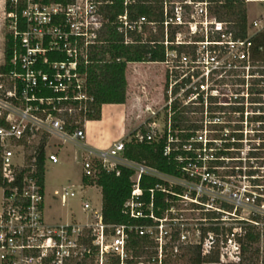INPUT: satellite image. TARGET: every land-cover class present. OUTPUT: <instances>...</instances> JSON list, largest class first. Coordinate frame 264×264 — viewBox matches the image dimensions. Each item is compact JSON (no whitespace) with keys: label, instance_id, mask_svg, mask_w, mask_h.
<instances>
[{"label":"built area","instance_id":"1","mask_svg":"<svg viewBox=\"0 0 264 264\" xmlns=\"http://www.w3.org/2000/svg\"><path fill=\"white\" fill-rule=\"evenodd\" d=\"M114 1L5 0L11 47L0 62V264H170L168 257L195 247L201 256L216 253L219 264H264V156L241 146L264 143V59L255 57L264 12L247 21L242 38L207 0H164V58L156 62L166 68L163 105L108 148L91 149L83 143L94 99L88 65L107 43L104 32L114 26L123 44L157 32L144 16L129 17L135 0H123L111 21L105 9ZM176 113L200 118H184L189 129L174 127ZM128 142L163 143L177 173L126 158ZM67 144L81 150L82 178L119 166L132 171L127 222L104 223L101 207L89 202L84 222L46 220V165L58 163ZM144 176L157 180L147 200ZM74 196L69 187L52 191L62 204ZM133 237L142 239L137 250ZM146 243L153 251L143 258Z\"/></svg>","mask_w":264,"mask_h":264},{"label":"trees","instance_id":"2","mask_svg":"<svg viewBox=\"0 0 264 264\" xmlns=\"http://www.w3.org/2000/svg\"><path fill=\"white\" fill-rule=\"evenodd\" d=\"M164 0H135L127 6L129 17L135 19L144 16L147 21L155 22L157 32L147 31V37L144 42L136 44H123L122 35L115 27L108 26L107 32L103 34V40L107 43L101 46L97 53L93 54V62L88 65V89L93 96V102L89 106L87 120H99L101 116V106L103 104H123L127 99V80L125 71L128 63H156L163 61L164 47L159 44L164 32L162 27ZM211 4L212 12L219 19L229 21L233 24L236 37L244 38L247 29V0H207ZM9 11V5H6ZM124 11L123 0H115L113 4L106 7L105 12L110 20L116 19ZM174 32L170 33L172 38ZM154 42V43H152ZM258 45L263 47L264 52V33L256 39ZM11 47V37L6 35L4 45V56H9ZM261 52V53H262ZM108 54V60L106 59ZM1 69V67H0ZM184 112V110H181ZM184 115L176 113L174 116V127L180 124L185 128H190L183 123ZM197 127L193 126V129ZM128 134V133H126ZM224 146H229L225 144ZM223 151H219L222 153ZM124 156L137 162H143L166 173H177L175 163L163 155V143H134L128 142L125 146ZM42 170V168H41ZM132 171L125 167H117L114 171L99 170L95 179L87 180L82 178L86 185H97L101 190V215L106 224L125 223L129 220L124 212V202L130 195ZM157 180L149 177H142L141 187L144 189L143 198H149L148 189L154 187ZM157 203L161 199V193L156 192ZM133 222L142 223V220H133ZM249 240H255L254 236L249 235ZM142 239L133 237L131 248L137 250ZM248 244L244 246L248 250ZM181 260L185 259L189 264H219L216 253L201 256L198 248H189L185 254L180 255ZM253 258V256H251Z\"/></svg>","mask_w":264,"mask_h":264},{"label":"rangeland","instance_id":"3","mask_svg":"<svg viewBox=\"0 0 264 264\" xmlns=\"http://www.w3.org/2000/svg\"><path fill=\"white\" fill-rule=\"evenodd\" d=\"M264 12V3L257 0H248L246 2L247 21L250 22L258 15ZM9 19L5 12V0H0V62L4 57V45L7 35V26ZM147 35V33L145 34ZM256 58L264 59V52L256 54ZM166 68L158 63H133L127 65V131L121 137L135 129L143 120L148 118L152 112L158 111L163 105V86L165 81ZM264 107V106H263ZM161 115V114H159ZM188 121L200 118L199 113L184 114ZM160 118V116L158 117ZM186 120V118H185ZM250 128H245L249 131ZM257 133V132H255ZM248 135L252 134H246ZM256 135V134H255ZM264 135V134H263ZM242 152L246 153L254 148L255 153L264 156V143H243ZM251 151V150H250ZM59 162L56 164L47 163L45 170V203L44 216L49 223L61 222L65 223L76 219L84 222L86 217L90 215V211L85 212L82 208L84 202H89L90 206L99 209L101 206V193L99 187H85L82 183V166H81V150L71 144H67L57 152ZM260 162V161H258ZM233 166V163H230ZM69 187L75 193L74 197L67 198L65 203H60L52 197L54 189ZM1 203V190H0ZM1 208V205H0ZM196 215V213H195ZM224 226L233 227V221L225 222ZM151 243H146L145 250L142 251L141 257L146 258L148 252L153 251ZM146 251V253H144ZM250 251L246 253V262L254 261ZM170 264H189L185 259L179 258L174 260L168 257Z\"/></svg>","mask_w":264,"mask_h":264},{"label":"crops","instance_id":"4","mask_svg":"<svg viewBox=\"0 0 264 264\" xmlns=\"http://www.w3.org/2000/svg\"><path fill=\"white\" fill-rule=\"evenodd\" d=\"M133 63L137 64V62H132V63H128L127 65H130ZM126 72H127V67L125 71V76H126ZM127 101H128V98L123 104H103L101 106L100 119L99 120H88L86 122L85 127H84L85 137L83 139V143L87 148L106 149L114 141L118 140V138L121 137V135H123L125 131H127V127H128L127 126V113H128ZM85 187L94 188L98 186L94 184L93 185L85 184ZM100 193H101V190H100Z\"/></svg>","mask_w":264,"mask_h":264}]
</instances>
